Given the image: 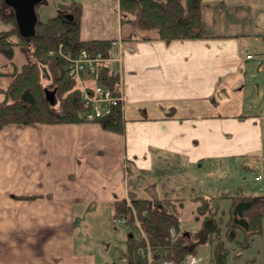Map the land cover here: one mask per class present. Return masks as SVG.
Masks as SVG:
<instances>
[{
	"label": "crops",
	"instance_id": "crops-1",
	"mask_svg": "<svg viewBox=\"0 0 264 264\" xmlns=\"http://www.w3.org/2000/svg\"><path fill=\"white\" fill-rule=\"evenodd\" d=\"M87 1L81 38L122 42L110 68L119 75L125 128L92 120L0 127V264H96L75 247L79 206L113 207L129 190L167 194L153 181L160 169L178 168L177 158L187 166L239 158L255 174L262 169L264 0H201L208 36L170 40L121 21L118 0ZM12 56L9 68L0 53L1 87L25 62L14 48Z\"/></svg>",
	"mask_w": 264,
	"mask_h": 264
},
{
	"label": "trees",
	"instance_id": "trees-1",
	"mask_svg": "<svg viewBox=\"0 0 264 264\" xmlns=\"http://www.w3.org/2000/svg\"><path fill=\"white\" fill-rule=\"evenodd\" d=\"M118 1L121 21H134L140 29H154L165 40L208 36L203 31L201 0ZM56 8V14L45 20L38 19L34 35L25 38L18 32L13 10L0 0V21L4 25L10 24L6 29L0 28V53L10 57L14 45H17L27 58L20 70L13 72L11 82L6 87L0 86V127L7 123H76L88 120L81 98V86L67 72L68 58L81 50L107 55L106 50L113 47L111 42L114 39L81 38L80 2L60 3ZM64 14H71V18L68 19ZM12 36L15 38L12 39ZM43 68L49 76L47 85H43L41 79ZM82 76L88 89L95 83H103L114 90L119 88L118 73L102 63ZM45 87L53 91V102L47 99ZM92 121L117 132H123L125 128L120 104L112 106L108 114ZM197 200L201 201L197 204L196 218L201 216V221L200 230L193 237L214 241L208 264H226L228 251L221 239L218 208L203 197ZM130 202L132 206L124 198L113 203V218L133 223L136 215L139 227L145 234L144 237L128 236L127 249L123 252L127 264H148L146 255L139 253V249L146 245L151 250L149 264H163L170 259L174 264H179L189 254L196 255L192 238L179 228L174 201L165 202L167 210L161 207V203L154 205L149 198L131 195ZM131 207L135 214L131 212ZM263 220L264 195L238 192L232 196L224 236L228 240H235L237 231L241 230L246 240L250 235L263 232ZM244 242L241 241L242 244Z\"/></svg>",
	"mask_w": 264,
	"mask_h": 264
},
{
	"label": "rangeland",
	"instance_id": "rangeland-1",
	"mask_svg": "<svg viewBox=\"0 0 264 264\" xmlns=\"http://www.w3.org/2000/svg\"><path fill=\"white\" fill-rule=\"evenodd\" d=\"M72 1L89 3L87 0H42L36 6L38 18L45 20L57 13L56 7L58 4H69ZM85 14L90 16L88 10H85ZM9 25H4L0 21V28L2 29L8 28ZM11 38L14 39L15 36ZM13 48L18 58H23V61H26L27 58L23 51L17 45H14ZM6 58L9 60V68H12V60L15 57L7 56ZM251 63L254 65V62L251 61ZM4 67L5 65H0V83L3 81L2 71H4ZM260 67L264 68V63ZM260 74L264 83V69L261 70ZM41 79L43 85L48 84L49 76L44 68L41 70ZM1 98L2 93L0 92ZM174 162L178 168H171L163 163L168 167V170L160 169V172L164 171V174L157 176L153 181V185L161 181L164 188L169 190L168 193H160L151 200L154 205L161 203L164 210L168 209L165 202L167 203L169 200L175 202L179 228L194 242L193 251L198 256V261L195 264H208L214 245V241L210 242L200 237H193L200 230L201 216L199 218H196V216L198 213L197 204L201 200H197V198L202 197L218 208L217 218H220L221 239L228 251L226 264H264V220L262 222L263 232L250 235L246 240H244L241 230L237 231L238 234L235 240H228L224 236L225 222L229 215L232 196L238 192L251 195L264 194V179H254L255 168H246L244 164L247 161L239 158L209 159L195 164L192 163L189 166L181 164L179 158ZM157 167H159V164ZM156 171L155 168L152 170L154 175ZM167 174H169L168 177ZM131 195L141 197L129 190L127 198H124L129 205L131 204ZM79 208L80 220L78 221V218L75 220V247L77 252L80 254H94L97 260L96 264H127V258L122 252L127 249L129 233L135 237H144L145 235L139 227L136 215L133 217V223H128L124 219L113 218V207L106 203H98L97 207L87 210L81 209L80 206ZM131 212L135 214L133 207H131ZM220 212H222L221 215ZM241 241H245V244H242ZM139 253L141 255L145 254L147 261L150 263L148 257H151V250L148 245L140 248ZM179 264H188L187 257Z\"/></svg>",
	"mask_w": 264,
	"mask_h": 264
},
{
	"label": "built area",
	"instance_id": "built-area-1",
	"mask_svg": "<svg viewBox=\"0 0 264 264\" xmlns=\"http://www.w3.org/2000/svg\"><path fill=\"white\" fill-rule=\"evenodd\" d=\"M112 48L106 50L107 55H103V52H96L94 54L88 53L86 50H81L74 56L68 58L67 72L69 76L75 77L82 89L81 98L83 99L86 107L85 117L88 120H93L108 114L112 108L117 104L122 105V93L120 89L114 90L110 86L103 83H95L90 89L86 87L84 82L83 74L92 72L95 66L99 63L108 65L114 58L113 51L121 50L122 42L119 39H114L111 42ZM253 53H247L246 58H253ZM259 57L264 61V52L259 54ZM114 72H117L113 70ZM118 73V72H117ZM120 83V81H119ZM262 169L254 175L255 180L264 179V157H261ZM144 254V253H143ZM150 260V257H148ZM198 261V256L189 254L187 256L188 264H195ZM149 264V262H148ZM163 264H174L173 260H165Z\"/></svg>",
	"mask_w": 264,
	"mask_h": 264
},
{
	"label": "water",
	"instance_id": "water-1",
	"mask_svg": "<svg viewBox=\"0 0 264 264\" xmlns=\"http://www.w3.org/2000/svg\"><path fill=\"white\" fill-rule=\"evenodd\" d=\"M13 10L18 32L21 36L29 38L35 33V25L38 21L36 6L42 0H3ZM68 19L71 14H64ZM47 99L53 102V91L44 88Z\"/></svg>",
	"mask_w": 264,
	"mask_h": 264
}]
</instances>
